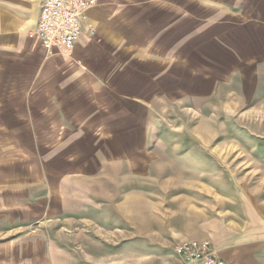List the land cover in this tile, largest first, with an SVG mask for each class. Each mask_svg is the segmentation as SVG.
Returning <instances> with one entry per match:
<instances>
[{
    "label": "rangeland",
    "instance_id": "374dc122",
    "mask_svg": "<svg viewBox=\"0 0 264 264\" xmlns=\"http://www.w3.org/2000/svg\"><path fill=\"white\" fill-rule=\"evenodd\" d=\"M227 1L102 0L101 45L74 60L83 80H62L66 72L47 83L53 132H32L40 96L22 82L24 54L0 35V115L11 113L0 117V155L15 160L9 173L32 200L72 210L17 232L0 218V249L40 236L80 264H176L180 234L264 208V0L241 13L251 30L238 39L225 28L243 0ZM159 4L170 25L150 34Z\"/></svg>",
    "mask_w": 264,
    "mask_h": 264
},
{
    "label": "crops",
    "instance_id": "0c3cea01",
    "mask_svg": "<svg viewBox=\"0 0 264 264\" xmlns=\"http://www.w3.org/2000/svg\"><path fill=\"white\" fill-rule=\"evenodd\" d=\"M41 2L42 0H0V35L7 33V36L11 38L13 43V52L24 54L25 58H23V60L21 59L19 62L26 74L22 82L24 84L33 85V92H38L40 96V103L37 104L39 110L36 111L37 114H35V116H41V118L32 126V132L35 134H38V132H53L55 128L61 127L59 117L57 116V118H54L55 113H51L48 109L47 94L52 95L53 92L48 93L46 89L47 83L54 82L51 78L55 76L58 78V75L66 72L68 73L61 76L62 80H66L69 77L78 81L83 80L81 79L83 75L81 72L82 70L74 63V60L83 58L92 46L96 44L101 45L100 39L102 34L99 33L103 32L102 28L106 25V22L101 21L104 17H106L105 19L110 18L109 11L107 13V10L104 9L105 5L102 3V0H99L98 5L88 12V19H90L95 28V36L89 37L83 34L72 51L58 50L53 56L48 58L46 62L41 64L39 63V52L44 55L46 54L40 47L38 41L36 39H30L28 36L29 32L34 30L37 25L40 10L39 5ZM232 3L233 0H231V5H229L228 2V6L237 8V6ZM164 5L167 4H159L155 7L157 9H152L151 12H149L152 14L156 12V14L151 17H154L155 20H147L146 22L147 26L145 29L148 33L156 34L155 29H164L170 25L171 20L169 19L168 5ZM243 5V10H231V14L234 15L232 18L234 21L231 22L230 18V22L226 23L228 27L225 28L227 30H233L235 33L234 37L237 39L243 38L246 33L251 30L242 26L237 20L240 19L241 13L247 10L248 7L255 6L256 1L243 0ZM103 12H105L104 15ZM99 15L101 17H99ZM243 16L245 18L244 13ZM210 28L213 34L216 33V31L219 30V22L216 21L211 23ZM18 36H20L21 39H19ZM215 37H217V34ZM262 38L264 40V35ZM258 41L261 43L260 37ZM253 42L256 43L255 40H253ZM237 48L236 55L240 53V47ZM50 99L52 98L50 97ZM56 115H58V113H56ZM18 116L19 115H14L13 118H17ZM22 116H26V114H22L19 117ZM0 117H11V113L4 116L0 115ZM58 130L59 129H57V131ZM8 131L12 134V132L18 131V129ZM5 134L6 132H3L2 128H0V138ZM1 140L2 138L0 139V151L3 150ZM98 153L96 154L99 155ZM104 153L107 155V164L103 165V167L109 169L112 166L110 163L111 160H113L112 154L109 152V149H103L101 154ZM94 158L95 157H93V159ZM14 162L15 160L13 161L11 158L6 159L0 155V218H6L7 221L9 218L14 220L15 224L12 225L11 228H8L9 231L12 229L13 231L26 229L29 223L35 221L36 218L46 216L51 219L56 213L62 214V216H67V214L68 216L71 215L72 210L70 207L68 208L67 205H63L62 207L58 204H51L49 207L47 205H43L42 207V202L32 200L29 197L30 189L28 185V188L25 189L21 186L17 187L14 183L20 180H17V176L13 178L9 173V168ZM97 164L98 167L96 168V166L93 165V168L100 172L101 164ZM28 175L29 177L31 176V174ZM32 175V179L34 181L36 180L35 182L38 183L40 179H38L37 174L32 172ZM99 176H101L100 173ZM78 208V212H80L82 210L81 205ZM242 212L243 211L239 210L238 215L240 217L234 219H227L226 217L222 218V220L209 219L207 222L196 225V228L191 232L180 234L175 242H179L183 239L206 240L211 242V247L215 251L216 256L224 260L227 264H264V208L255 207L250 213ZM20 238L8 239V241L3 244L5 247L1 248L2 250L0 249V264H80L76 261L77 258L73 250L62 251L58 248L48 246L51 241L46 237L41 238L39 236L27 240H22ZM14 247L17 248V251H15ZM172 257L175 259L176 264H178L177 259L173 255V249ZM133 264L138 263L134 262Z\"/></svg>",
    "mask_w": 264,
    "mask_h": 264
},
{
    "label": "built area",
    "instance_id": "2783aa9c",
    "mask_svg": "<svg viewBox=\"0 0 264 264\" xmlns=\"http://www.w3.org/2000/svg\"><path fill=\"white\" fill-rule=\"evenodd\" d=\"M99 0H42L35 29L28 34L37 40L46 56L58 50L72 51L84 34L95 36L88 12ZM178 264H227L216 256L211 242L206 240H181L173 248Z\"/></svg>",
    "mask_w": 264,
    "mask_h": 264
}]
</instances>
